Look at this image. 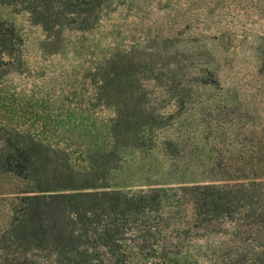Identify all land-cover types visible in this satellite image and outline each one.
<instances>
[{
	"label": "trees",
	"instance_id": "trees-1",
	"mask_svg": "<svg viewBox=\"0 0 264 264\" xmlns=\"http://www.w3.org/2000/svg\"><path fill=\"white\" fill-rule=\"evenodd\" d=\"M49 1L25 0L29 10L47 11ZM152 50L149 43L144 51ZM151 57H136L130 45L91 60L92 91L71 107L103 115L80 120L62 140L0 121V179L13 183L0 189L8 216L0 264H264V122L228 140L247 149L211 146L199 165L190 139L201 124L206 139L211 125L189 118L185 106L196 96L192 85H217V73L205 59L201 75L182 81V65L170 68L160 56L163 91L173 100L161 111L139 84L138 75L153 71ZM23 70L21 38L0 20V83ZM217 138L226 139L223 132ZM164 164L172 182L138 175Z\"/></svg>",
	"mask_w": 264,
	"mask_h": 264
},
{
	"label": "rangeland",
	"instance_id": "rangeland-1",
	"mask_svg": "<svg viewBox=\"0 0 264 264\" xmlns=\"http://www.w3.org/2000/svg\"><path fill=\"white\" fill-rule=\"evenodd\" d=\"M49 3L48 11L42 7L29 10L25 0L16 5H0V20L12 25L21 38L24 67L21 74L11 73L0 83L1 122L44 141L56 137L62 140L79 128L80 120L103 115L71 107L73 101L84 99L92 91L91 60L105 52L120 53L130 45L136 57L141 53L152 56L153 71L138 78L161 111H170L173 100L163 91L167 70L158 59L160 56L169 59L170 68L175 62L182 65L177 70L182 81L201 75V62L205 59L217 73V85H192L196 96L185 106L189 118L198 122L205 117L211 125L206 139L203 124L196 127L194 138L190 139L189 147L195 148V162L199 160V165H206L204 154L209 147L240 149L238 142L228 140L235 134L241 138L252 123L264 122V0ZM44 23L50 25L51 31L45 30ZM86 24L92 28L85 32L77 30ZM149 43L153 50L145 52ZM226 114L231 120L222 122V115ZM237 114L241 115L239 121ZM222 132L224 143L217 138ZM242 148L248 147L245 144ZM160 167L158 171L138 175H148L149 180L164 177L172 182L175 176L168 173L172 168L167 164ZM164 172L168 174L163 175ZM142 181L138 186H145ZM9 187H13L12 181L0 179V189ZM3 196L0 195V231L8 219Z\"/></svg>",
	"mask_w": 264,
	"mask_h": 264
}]
</instances>
